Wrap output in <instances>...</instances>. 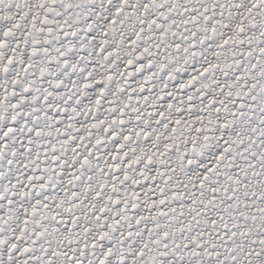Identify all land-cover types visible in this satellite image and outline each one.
<instances>
[{"label":"snow or ice","instance_id":"1","mask_svg":"<svg viewBox=\"0 0 264 264\" xmlns=\"http://www.w3.org/2000/svg\"><path fill=\"white\" fill-rule=\"evenodd\" d=\"M0 264H264V0H0Z\"/></svg>","mask_w":264,"mask_h":264}]
</instances>
